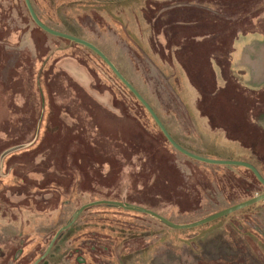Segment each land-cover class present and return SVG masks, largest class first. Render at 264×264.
<instances>
[{
  "label": "rangeland",
  "instance_id": "rangeland-1",
  "mask_svg": "<svg viewBox=\"0 0 264 264\" xmlns=\"http://www.w3.org/2000/svg\"><path fill=\"white\" fill-rule=\"evenodd\" d=\"M31 2L100 48L182 147L264 176V93L223 76L236 35L264 31V0ZM263 193L244 167L174 149L97 54L0 0V264H35L71 223L37 264H264V201L182 229L102 204L73 221L108 200L191 224Z\"/></svg>",
  "mask_w": 264,
  "mask_h": 264
},
{
  "label": "water",
  "instance_id": "water-1",
  "mask_svg": "<svg viewBox=\"0 0 264 264\" xmlns=\"http://www.w3.org/2000/svg\"><path fill=\"white\" fill-rule=\"evenodd\" d=\"M25 4L28 8V11L30 13V16L32 18V20L34 21V23L40 28L42 29L44 32L55 36V37H60L69 41H72L74 43H77L79 45H82L90 50H92L94 53H96L107 65L108 67L114 72V74L120 79V81L135 95V97L141 102V104L146 108V110L150 113V115L152 116V118L154 119V121L156 122V124L158 125V127L161 129V131L163 132L164 136L166 137V139L169 141V143L180 153L194 159L200 162H204L207 164H212V165H223V166H239V167H245L250 169L255 176L258 178V180L264 185V176L260 173V171L257 169L256 166H254L253 164L246 162V161H241V160H217V159H211V158H207V157H203L200 155H197L189 150H187L186 148L182 147L171 135V133L169 132V130L166 128V126L164 125V123L162 122V120L160 119V117L158 116V114L155 112V110L152 108V106L148 103V101L142 96V94L133 86L132 83H130L125 76L120 72V70L116 67V65L108 58V56L100 49L98 48L96 45H94L93 43L80 38V37H76L70 34H66L57 30L52 29L51 27H49L48 25H46L38 16L31 0H24ZM22 147H18V148H14L11 149L9 151H7L2 159L9 153L14 152L15 150H18ZM264 201V193L260 194L256 197H253L249 200L240 202L238 204H235L231 207H228L225 210H222L218 213H215L213 215H210L204 219H201L199 221L193 222L191 224H175L173 222H171L170 220H168L166 217L160 215L159 213L141 207V206H136V205H125L121 202H116V201H108V200H102V201H97V202H93V203H89L86 204L84 206H82L77 212L76 215L73 219V221H75V219L78 217V215H80L82 213L83 210H85L86 208L90 207V206H94V205H101V204H107V205H115L127 210H131V211H135V212H139L142 214H147L150 215L156 219H158L159 221H161L162 223H164L165 225L171 227V228H176V229H182V228H189V227H193V226H198V225H202L208 221L214 220L218 217H222L225 216L229 213L241 210L243 208H246L248 206H251L253 204H256L258 202ZM71 224H69L68 226H64L62 227L57 234L55 235V237L53 238L52 242L49 245V248L47 250V252L35 263L37 264L40 260H42L51 250L54 242L56 241V239L59 237V235L61 234V232H63L64 230H66L69 226H71Z\"/></svg>",
  "mask_w": 264,
  "mask_h": 264
},
{
  "label": "crops",
  "instance_id": "crops-1",
  "mask_svg": "<svg viewBox=\"0 0 264 264\" xmlns=\"http://www.w3.org/2000/svg\"><path fill=\"white\" fill-rule=\"evenodd\" d=\"M229 67L236 85L249 90L264 89V32L238 34L232 43Z\"/></svg>",
  "mask_w": 264,
  "mask_h": 264
},
{
  "label": "trees",
  "instance_id": "trees-1",
  "mask_svg": "<svg viewBox=\"0 0 264 264\" xmlns=\"http://www.w3.org/2000/svg\"><path fill=\"white\" fill-rule=\"evenodd\" d=\"M42 30V29H41ZM69 41V40H68ZM72 42V41H71ZM77 44V43H76ZM79 45V44H78ZM82 46V45H81ZM92 51V50H91ZM96 54V53H95ZM103 61V60H102ZM104 62V61H103ZM105 63V62H104ZM106 64V63H105ZM107 65V64H106ZM108 66V65H107ZM117 77V76H116ZM118 78V77H117ZM119 79V78H118ZM120 80V79H119ZM121 82V81H120ZM125 86V85H124ZM126 87V86H125ZM127 88V87H126ZM128 89V88H127ZM129 90V89H128ZM129 92L135 97V95L129 90ZM136 98V97H135ZM137 99V98H136ZM138 100V99H137ZM139 101V100H138ZM140 102V101H139ZM141 103V102H140ZM143 106V105H142ZM144 107V106H143ZM145 108V107H144ZM146 109V108H145ZM149 113V112H148ZM150 114V113H149ZM152 117V116H151ZM154 120V119H153ZM155 122V121H154ZM156 123V122H155ZM157 125V124H156ZM158 126V125H157ZM159 128V127H158ZM159 130H160V132L163 134V132L161 131V129L159 128ZM163 136H164V134H163ZM165 137V136H164ZM165 139H166V137H165ZM167 140V139H166ZM168 141V140H167ZM168 143H169V141H168ZM170 144V143H169ZM171 145V144H170ZM172 146V145H171ZM173 147V146H172ZM175 149V148H174ZM245 168V167H244ZM245 169H247V170H249L253 175H254V177L256 178V180L262 185V186H264L259 180H258V178L255 176V174L250 170V169H248V168H245ZM251 198H253V197H251ZM251 198H249V199H251ZM249 199H246V200H249ZM245 200V201H246ZM243 202V201H242ZM102 205H106V206H108V207H116V208H118V206H115V205H107V204H102Z\"/></svg>",
  "mask_w": 264,
  "mask_h": 264
},
{
  "label": "flooded vegetation",
  "instance_id": "flooded-vegetation-1",
  "mask_svg": "<svg viewBox=\"0 0 264 264\" xmlns=\"http://www.w3.org/2000/svg\"><path fill=\"white\" fill-rule=\"evenodd\" d=\"M260 31H262V32H264L263 30H260ZM240 34V33H239ZM237 36V35H236ZM232 51V50H231ZM230 54H231V52H230ZM230 54H229V65H230ZM229 67V66H228ZM223 74V73H222ZM223 76L224 77H226L225 78V80L226 79H232V71H231V69H230V67H229V69H228V77L225 75V74H223ZM242 88V87H241ZM242 89H245V88H242ZM246 90H249V89H246ZM251 93H253V94H260V95H262L261 93H264V89H262V90H260V91H258V90H249ZM263 117V116H262ZM258 169V168H257ZM259 170V169H258ZM260 171V170H259ZM261 173V172H260ZM262 174V173H261Z\"/></svg>",
  "mask_w": 264,
  "mask_h": 264
}]
</instances>
